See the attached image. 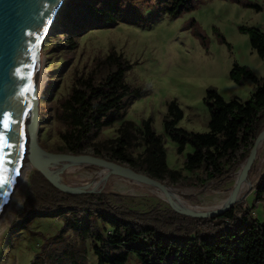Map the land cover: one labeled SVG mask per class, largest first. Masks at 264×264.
I'll return each mask as SVG.
<instances>
[{"label":"trees","instance_id":"obj_1","mask_svg":"<svg viewBox=\"0 0 264 264\" xmlns=\"http://www.w3.org/2000/svg\"><path fill=\"white\" fill-rule=\"evenodd\" d=\"M197 2L65 0L60 23L69 35L70 49H75L76 37L90 30L120 22L148 24L162 14L176 18L194 9ZM239 30L264 61V32L246 26ZM223 43L227 44L225 40ZM101 65L105 71L102 75L95 70L87 76H75L69 92L60 100L57 119L64 126L60 152L102 157L162 184L188 181L190 186L205 188L230 179L264 129V80L245 66L235 63L229 78L237 85L245 79L256 84L247 100H226L215 88L207 89L203 99L209 113L207 132L179 127L184 112L173 99L163 117L164 134H158L152 118L140 124L125 119L131 102L143 96L141 89L125 79L133 64L111 49ZM117 122V136L99 141L101 131ZM165 135L176 145L177 154L191 149L184 161V169L192 174L190 180L168 166ZM253 193L256 202L264 200V175ZM235 205L237 210L232 207L206 220L190 219L169 208L139 211L127 206L117 193H64L41 173L31 171L22 214L24 223L36 217L63 222L60 233L42 244L44 255L35 257L32 264H88L87 239L96 264H130L132 255L137 264H264V222L242 204ZM70 231L79 237V245H62L64 233Z\"/></svg>","mask_w":264,"mask_h":264},{"label":"rangeland","instance_id":"obj_2","mask_svg":"<svg viewBox=\"0 0 264 264\" xmlns=\"http://www.w3.org/2000/svg\"><path fill=\"white\" fill-rule=\"evenodd\" d=\"M64 1L42 38L35 74L40 121L37 138L48 151L60 152L63 147L60 133L64 126L58 121L57 114L60 100L69 92L74 77L87 76L95 70L102 75L105 71L101 61L111 49L133 64L125 79L143 92L141 98L131 102L125 119L140 124L143 119L152 118L158 134H164L163 117L167 103L173 99L184 112L179 127L201 133L208 131L209 113L203 102L208 88H215L226 100L234 97L247 100L256 84L249 79L243 80L241 85L232 82L229 73L235 63L247 67L264 80V61L251 48L248 36L239 30L246 26L264 32V0H198L194 9L176 18L162 14L148 24L120 22L110 28L90 30L76 37L75 49H70L69 35L60 23ZM255 6L261 9L258 11ZM119 125L117 122L104 128L98 140L116 137ZM164 139L168 166L180 170L186 178L192 176L184 169L185 156L191 149L188 147L179 155L176 145L166 135ZM261 156H264V149ZM257 164L256 159L248 175L254 181L252 188L236 203L264 222V200L256 202L253 193L264 175V167L258 174ZM22 166L23 163L0 215V264H32L35 257L44 255L41 252L44 241L57 236L63 227L62 220L56 218L36 217L24 223L23 203L31 170H23ZM241 169L240 166L222 184L212 183L205 188L190 186L188 181L164 185L179 190L180 199L188 203L187 207L181 208L207 212L234 189L235 178ZM107 170L102 166H73L61 173V177L72 186L117 193L127 206L135 210L169 208L167 204L173 206L167 194L158 197L148 185L116 175L106 176ZM79 241L77 234L70 231L64 233L62 245H79ZM85 246L87 263L96 264L90 239L86 240ZM130 264H137L134 255Z\"/></svg>","mask_w":264,"mask_h":264},{"label":"water","instance_id":"obj_3","mask_svg":"<svg viewBox=\"0 0 264 264\" xmlns=\"http://www.w3.org/2000/svg\"><path fill=\"white\" fill-rule=\"evenodd\" d=\"M61 2L62 0H0V178L4 180V183L0 184V215L8 201L17 168L22 162L26 168L38 171L64 193L100 192L88 187L72 186L63 180L58 174V169L69 162L95 167L107 165L114 168L113 175L168 187L102 157L51 152L39 144V102L35 84L38 52L42 38ZM262 139L264 129L241 164L243 171L240 181L248 177L253 165L255 146ZM236 202L234 199L209 213H196L166 204L172 211L184 217L206 220L221 216Z\"/></svg>","mask_w":264,"mask_h":264},{"label":"bare ground","instance_id":"obj_4","mask_svg":"<svg viewBox=\"0 0 264 264\" xmlns=\"http://www.w3.org/2000/svg\"><path fill=\"white\" fill-rule=\"evenodd\" d=\"M38 64V63H37ZM264 149V139L260 140L254 149V153H253V163L254 161L257 159L258 160V164H257V168H258V174L261 173L263 167H264V156H261L262 154V150ZM24 159V154L22 156V160ZM23 163V162H22ZM83 163H75V162H69L66 164H63L59 167L58 169V174L65 172L69 167H73V166H83ZM21 164L19 165V167L17 168L16 171V175L15 177H17V174L19 172ZM23 170L26 168L25 164H23ZM102 167H105L106 169H108V173L106 176L109 175H113L114 174V168L104 165ZM22 170V171H23ZM243 171V167L241 169V171L237 174L236 178H235V187L232 191H230L229 194H227L225 197H223L215 206H213L209 211L207 212H196V213H209L212 212L222 206L227 205L229 202H231L232 200H239L240 198H242L244 196V194L249 191V189L252 188L253 186V179L250 177H247L245 180L240 181L241 178V174ZM255 176V175H254ZM63 179V177H62ZM127 179V178H125ZM64 180V179H63ZM133 181L139 182V183H143L148 185V188L150 189V191L154 194L157 195L158 197H164L165 194H167L169 196V200L172 203L173 207H184L186 205H188V203H186L185 201H182L179 197V190L177 188L174 187H160L157 184H152L149 183L148 181H143V180H135L132 179ZM15 182V180H14ZM120 186V185H119ZM162 189L161 192H158L157 189ZM176 199H178V201H176ZM187 207V206H186ZM187 210V209H186ZM188 211H191V209H189ZM192 212H194L192 210Z\"/></svg>","mask_w":264,"mask_h":264},{"label":"snow or ice","instance_id":"obj_5","mask_svg":"<svg viewBox=\"0 0 264 264\" xmlns=\"http://www.w3.org/2000/svg\"><path fill=\"white\" fill-rule=\"evenodd\" d=\"M3 183H4L3 178H0V184H3Z\"/></svg>","mask_w":264,"mask_h":264}]
</instances>
